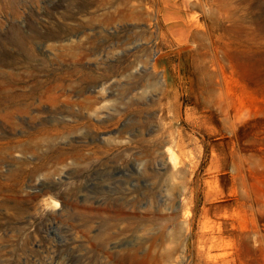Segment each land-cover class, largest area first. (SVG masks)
<instances>
[{
	"label": "rangeland",
	"instance_id": "374dc122",
	"mask_svg": "<svg viewBox=\"0 0 264 264\" xmlns=\"http://www.w3.org/2000/svg\"><path fill=\"white\" fill-rule=\"evenodd\" d=\"M6 1L0 264H264V0Z\"/></svg>",
	"mask_w": 264,
	"mask_h": 264
},
{
	"label": "bare ground",
	"instance_id": "6f19581e",
	"mask_svg": "<svg viewBox=\"0 0 264 264\" xmlns=\"http://www.w3.org/2000/svg\"><path fill=\"white\" fill-rule=\"evenodd\" d=\"M16 1H18V0H7L6 3H8L12 7V5L14 6V3ZM18 39L21 42V39L20 38H18ZM262 45L264 47V42L262 43ZM102 245H104V242H102ZM118 255H119V257H120L121 260L126 261V262H130L131 264H134L136 262L143 261L146 258V253L140 254L139 253V248L127 249L125 251L119 252Z\"/></svg>",
	"mask_w": 264,
	"mask_h": 264
}]
</instances>
